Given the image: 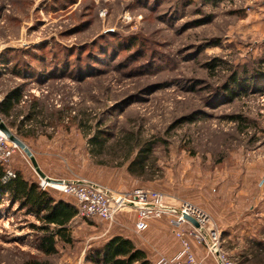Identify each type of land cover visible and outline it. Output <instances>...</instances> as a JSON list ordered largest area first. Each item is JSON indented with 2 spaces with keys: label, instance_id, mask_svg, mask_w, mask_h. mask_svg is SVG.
I'll list each match as a JSON object with an SVG mask.
<instances>
[{
  "label": "rangeland",
  "instance_id": "rangeland-1",
  "mask_svg": "<svg viewBox=\"0 0 264 264\" xmlns=\"http://www.w3.org/2000/svg\"><path fill=\"white\" fill-rule=\"evenodd\" d=\"M263 57L264 0H0V108L21 96L0 119L51 179L118 194L150 189L175 208L197 206L237 264L249 242L264 240V97L231 100L222 89ZM130 145L151 148L143 177L127 173L139 150L125 160ZM9 165L38 180L18 148ZM133 218L122 213L109 226L76 217L73 244L44 257L30 228L39 224L5 198L0 264H90ZM193 246L198 260L210 258Z\"/></svg>",
  "mask_w": 264,
  "mask_h": 264
},
{
  "label": "trees",
  "instance_id": "trees-1",
  "mask_svg": "<svg viewBox=\"0 0 264 264\" xmlns=\"http://www.w3.org/2000/svg\"><path fill=\"white\" fill-rule=\"evenodd\" d=\"M202 1L215 4L220 0ZM226 85L222 89L223 94L231 100L235 98L247 99L253 93L264 97V57L255 63L253 68L245 70L241 74L235 72ZM20 98V95H16L13 99L8 98L5 101L0 108L4 117H10L15 107L14 104L19 103ZM127 140V145L132 143L130 138ZM104 141V138H98V136H92L89 139L91 146L99 150L103 149ZM134 148H139V150L133 160L129 161L127 173L132 177L140 178L143 177L147 167L151 148L147 145L143 148L137 145L128 146V155L125 160H128ZM7 170L12 172L13 178L6 177ZM38 183L39 179L29 180L20 170L11 169L10 165L0 164V204L3 199L7 198L10 205H15L19 210H24L25 215L32 216L39 224L30 225L36 234V250L44 257L56 256L58 244H73L69 226L77 217V208L72 202L63 198L56 199L50 194L49 190H55L51 188L41 190ZM92 220L94 219L84 221L91 222ZM87 261L90 264H151L147 252L137 247L130 238L122 233L112 235L99 247L96 246ZM237 262V264H264V240L249 242L246 249L240 251ZM21 264L51 263L33 256L23 260Z\"/></svg>",
  "mask_w": 264,
  "mask_h": 264
},
{
  "label": "built area",
  "instance_id": "built-area-1",
  "mask_svg": "<svg viewBox=\"0 0 264 264\" xmlns=\"http://www.w3.org/2000/svg\"><path fill=\"white\" fill-rule=\"evenodd\" d=\"M15 149L17 147L0 131V164L9 166ZM6 177L14 176L7 170ZM38 186L41 190L51 188L70 197L77 208V217L82 220L98 219L111 226L120 214L133 213L135 235L147 232L152 220H168L171 233L178 242L181 252L172 258L160 257L155 264H203L202 260L195 259L193 255V242L207 249L214 264H236L219 248V233L213 228H207L210 220L195 205L181 202L175 208L167 204L165 196L154 190L135 188L118 194L91 181H64L53 186L39 179ZM186 218L196 221L199 228H194ZM184 226L188 231H183ZM201 230L205 233L202 234Z\"/></svg>",
  "mask_w": 264,
  "mask_h": 264
},
{
  "label": "crops",
  "instance_id": "crops-1",
  "mask_svg": "<svg viewBox=\"0 0 264 264\" xmlns=\"http://www.w3.org/2000/svg\"><path fill=\"white\" fill-rule=\"evenodd\" d=\"M133 226L134 218L132 219L131 227L119 224V226L115 227L116 231H114L112 235L122 233L130 238L137 247L147 252L151 264H155L160 257L172 258L178 256L181 252L178 242L171 237L173 235H168L170 233L168 231L169 227L166 219L152 220L148 231L140 236L137 234L135 235L132 229ZM192 252L195 259L198 260L200 258L199 249L193 246ZM202 261L203 264H214L212 259L208 257L202 258Z\"/></svg>",
  "mask_w": 264,
  "mask_h": 264
},
{
  "label": "water",
  "instance_id": "water-1",
  "mask_svg": "<svg viewBox=\"0 0 264 264\" xmlns=\"http://www.w3.org/2000/svg\"><path fill=\"white\" fill-rule=\"evenodd\" d=\"M0 131L8 138V140L15 145V147H17L19 150L22 151V153L24 154V156L29 160L30 165H32V168L35 172V174L37 175L38 179L43 180L46 183L49 184H53V185H60L61 183H63V180H55V179H51L49 177H47L46 175H44L39 166L37 165L34 155L32 154V152L30 150L27 149V147L24 145V143L18 139L16 136H12L8 129L6 128V126L4 125L3 121H1L0 119ZM186 220H188L193 227L195 228H199L198 224L196 221H194L193 219H189L186 218ZM201 233L204 234V232L201 230ZM207 238V237H206ZM207 242L209 243V240L207 238Z\"/></svg>",
  "mask_w": 264,
  "mask_h": 264
},
{
  "label": "bare ground",
  "instance_id": "bare-ground-1",
  "mask_svg": "<svg viewBox=\"0 0 264 264\" xmlns=\"http://www.w3.org/2000/svg\"><path fill=\"white\" fill-rule=\"evenodd\" d=\"M54 186V185H53Z\"/></svg>",
  "mask_w": 264,
  "mask_h": 264
}]
</instances>
